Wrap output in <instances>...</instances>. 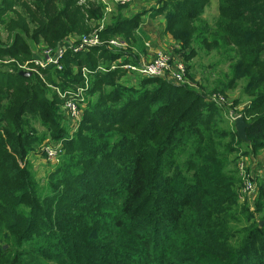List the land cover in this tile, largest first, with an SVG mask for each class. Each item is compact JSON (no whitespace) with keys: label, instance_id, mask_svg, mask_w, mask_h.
Returning <instances> with one entry per match:
<instances>
[{"label":"trees","instance_id":"trees-1","mask_svg":"<svg viewBox=\"0 0 264 264\" xmlns=\"http://www.w3.org/2000/svg\"><path fill=\"white\" fill-rule=\"evenodd\" d=\"M38 2L51 16L48 23L45 17L42 20L41 35H56L55 45L71 34H88L92 31L88 20L94 19L97 25L106 12L102 3L87 10L75 0ZM210 6L211 0H163L158 13L165 15L166 32L180 43L182 51L194 48L200 34V45L219 46L235 55L231 59L235 63L231 62L223 79H216L212 91L225 96L242 87V95L254 96L244 111L245 121L251 125L247 129L251 148L245 152L258 156L264 150V0H219V15L212 27L202 17ZM118 7L119 15L109 24L107 21L101 38L106 42L122 37L136 45L141 16L126 19L121 12L127 7ZM20 23L7 22L5 28L13 42L0 49V90L6 92L0 100V200L7 204L0 203V264H264V244L254 252L248 243L237 249L224 244L228 225L224 215L244 205L238 200V181L225 174L229 166L225 153L218 151L216 130L212 131L211 123L223 111L163 79H144L136 88L118 83L119 87L115 85L110 93L101 95L100 87L109 86L110 79L122 80L125 73L91 74V94L99 92L100 99L90 103L75 138L78 141L87 133L80 140L85 145L79 148L83 155L76 165L82 166L77 175L80 184L90 187L81 190L80 184L63 182L65 187L78 185L82 197L78 194L63 203L60 199H44L41 203L35 199L33 194L38 191L32 177L26 170H19L13 158L26 154L28 137L23 140L21 131L12 130L7 123L12 124L28 111L50 128L55 126L56 138H67L69 133L59 114L62 101L49 100L35 73L23 77L15 66L17 60L33 58L27 27ZM119 57L105 47L85 53L69 51L61 72L47 71L72 80L76 88L85 82L81 72L84 67L95 71L101 65L109 67ZM4 67L16 69L6 73ZM154 80H159L158 87L143 92L145 83H156ZM95 116H100L104 124L99 130L89 129ZM106 124L111 130L105 129ZM117 127L127 131L119 134L122 129L113 130ZM231 129L235 131L232 136L247 145L234 123ZM113 136L120 137L117 147L111 148ZM187 151L190 153L186 156ZM185 156L194 171L192 177L183 170L181 159ZM122 163L128 165L119 172L117 166ZM74 166L65 161L58 168V177ZM236 175L239 178L238 172ZM20 180L26 199L15 202L8 195ZM258 183L259 200L264 197V175ZM23 205L29 211L17 212L16 208ZM221 248L227 252L224 258L219 255Z\"/></svg>","mask_w":264,"mask_h":264},{"label":"rangeland","instance_id":"rangeland-1","mask_svg":"<svg viewBox=\"0 0 264 264\" xmlns=\"http://www.w3.org/2000/svg\"><path fill=\"white\" fill-rule=\"evenodd\" d=\"M75 1H78V4H81L82 7H85V5L88 4H93L95 6L101 7L100 3H102L101 0H75ZM38 3H39L38 0L36 1L0 0V22L1 21L4 22V25L0 26V49L8 48L10 44L13 42L12 34L9 32L7 27L5 28L7 22L12 23V20L20 21L23 25L27 27V31H28L27 38L30 40L31 49L42 48V47L52 48L58 45V44L55 45L56 42H54V37H56V35L50 32L47 33L46 36L41 35L40 31L43 27V25L41 24L42 20L45 17L46 23H48L51 16L45 12L43 7H39ZM211 4L212 6L208 7L206 13L202 15V17L204 18L205 21H207L208 25L212 27L214 26V23L218 18L217 17L218 12L216 9L218 2H216L215 0H211ZM77 6L78 5H76V7ZM114 6H116V4H114L113 7ZM52 8L54 15L56 13L55 6H52ZM56 8L59 9L60 7L57 6ZM108 10L110 12L109 8ZM197 23L195 24L196 26L199 25ZM92 26H94V24ZM92 26L89 27L91 30L95 28ZM199 31L200 29H198L197 34ZM21 33L22 30L20 29L19 34ZM118 38L119 37H114L110 40H117ZM196 40L198 41L194 44V48L193 46H191L189 49L187 50L185 49L186 51H182L181 49H178L180 51L179 55L182 61L187 66V78L185 84L177 85V86H182L187 91H190L202 97L206 103L208 102L215 104L216 106L214 109L216 110L219 109V111H223V115L221 114L220 116L219 113L218 116H216L213 122L211 123L212 131L216 130V139H217L216 145H219L220 147L218 151L225 153V160L227 161V164L229 166L225 174L227 175V177L235 178V180L238 181V185H239L238 200L241 202V204L244 205L241 206L239 204V207L232 209L231 215L230 213L224 215L227 218L226 222L228 223L225 234L227 238L226 240L227 243L224 244H226L227 247L229 248L232 247L233 249H237L239 246L248 243L249 250H251V252H254L260 250L261 245L264 244V197L259 200L257 199L259 196V187H260L257 180V186H258L257 193H254L252 195V196H256L257 198L249 199V197L242 196V199H240L239 192L242 188L243 181H242V173L239 167L241 165L240 164L241 161H244L245 163L246 160L245 158L249 157V155L246 154L245 151L249 147L251 148V143L247 142V145L240 144L238 140H236L232 136V133H234L235 131L232 130L233 128L231 129L233 123L235 126V122L233 121L235 118H238L240 116H242L244 119L247 118L246 117L247 114H245L244 111L249 109V107L251 106V101L254 98V96L242 95V91H243L242 87H239L238 90L236 89L231 93H225L224 97L227 99L226 105H218L215 102L210 101L209 98H212L211 97V95H213L212 93H214V95L216 94L215 92L212 91L214 89L213 86L214 83L216 82V79H219L220 77L221 79H223L224 75L228 73L229 66L232 62L231 59L235 55H233L231 52H230L231 55L226 53L225 51H223L224 49L220 50L219 46H209L208 48H205L206 46L205 43L200 45L199 43L201 41L200 34L198 35ZM207 40H209V43H211L212 37L209 36ZM101 47H105L107 52L120 57L116 61H113L109 67L101 65L98 66V68L103 67L109 69L112 66V70H109L107 72L121 70L125 73V76L123 77L122 80L119 79L116 82V80L114 81L110 79L111 84L109 86L100 87L102 91L101 95L110 93V91L115 89L116 86L119 87L121 84L127 88H136V86L140 85V82L142 80L150 79V78H140L138 76H135L134 73L128 72V70H125L123 68L125 65L136 64L139 61L133 58L129 50L121 51L120 49L114 48L109 44H104L96 48H101ZM34 49H33V57L35 51ZM92 50H90L89 52H91ZM159 50L163 51L161 49ZM163 52L166 53L165 51ZM194 53L195 55H193ZM17 61L18 62L15 63V66L16 68H18V70H20V67H25L27 65H30L32 69L34 67V65L32 64L33 58L31 60L26 59L24 60V62L23 60H17ZM234 63L235 62H232V64ZM4 68L5 70L2 71L6 73L13 72L16 69L15 67L13 68L4 67ZM98 68L95 71H92V74H94L95 72L107 73L104 71H97ZM29 73H31L32 75H34L35 73V76L40 79L41 83L44 86V89L46 90V95L49 98V100L51 101L55 100L57 101V103L62 101L61 107L59 109V114L62 118V126L65 129H67L69 133L68 137L63 139L56 138L57 129L55 126L52 125V128H50L49 125H47L42 119H40L37 116H34L31 112L28 111L25 112L24 115H22L21 117H18V120L13 121L12 124H9L8 122L6 125V123L4 122L3 125H6L7 127L10 126L11 129L16 132L20 130L21 133L23 134V140L26 137H28L27 143L29 145L26 146L28 148L26 154L24 156L20 154H15V155L12 154V155L17 163V166L19 164L18 169L20 170L21 168L23 170H26L32 177L31 178L32 184L34 188L38 191L36 192L35 195L33 194V197L35 199H40L39 201L40 203L44 199H60L59 201L63 203L65 201L64 199H75V197L80 193V191H77L76 189L78 185L65 187L62 183L63 182H67V183L74 182L76 184L81 183L77 175L80 173L82 166L76 165V161L79 159L80 155H83V152H81L79 148L83 147L85 145V142L82 143L80 142V140L84 138L87 135V133L82 134V136L78 141L77 139H75L76 133L80 129L83 116L85 115V112L88 109L90 103L98 102V100L100 99L99 96L100 93L98 92L91 94L93 83L91 84L89 78L88 88L85 90L83 95L84 102L81 105L82 120L77 127H74L68 124L66 116L64 114L63 106H64L65 98H63V95L76 93L78 89L85 88L86 83L84 82L83 85L75 88V85L72 84L73 82L72 80H67L64 76H61L54 71L44 72L43 70H36L34 72H29ZM154 81H156V83H151L152 81H147L145 83V90L143 92L148 93L153 89H156L160 83H158L159 80H154ZM5 93H6L5 91L0 90V100L2 99V97H4ZM18 101H21V99L18 98ZM236 102H238L239 105L235 107L234 103ZM0 105L2 104L0 103ZM219 106H222L220 107L222 108V110L219 108ZM227 123H230L231 126H227ZM90 124L91 125L89 126V129L93 128L94 130L95 128L99 130L104 125L101 121L100 116H95L94 118L90 119ZM105 129L111 130V126L109 124H106ZM119 129H122L120 130L119 134L127 131L123 127H117L114 128L113 130L118 132ZM119 137L120 136H113L112 138H110L111 141L109 143L111 145V148L114 146L117 147L116 140ZM76 141L77 143L74 144V142ZM50 148L56 149L57 151V156L54 160H50L46 153L47 149ZM189 153L190 152L187 151L186 156ZM186 156L182 157L181 159L184 165L183 170L186 174L192 177L194 171L192 170L190 162ZM20 157H24V158L21 159ZM96 160L100 161V159H96ZM65 161L67 162L70 161L75 166L74 168H67V172L64 175L60 174V176L58 177L57 175L58 168L60 166H63ZM127 165H128L127 163L124 165L122 163L119 166H117V170L119 172H122L127 168ZM237 172L239 174V178L236 175ZM246 173L249 174V170H246ZM259 178L260 177H258V179ZM89 187H90L89 184H85V183L80 184L81 190L87 189ZM0 194H2L1 190H0ZM79 197L82 196L79 194ZM8 199H15V202H17L19 199H26L22 180H20L16 184V187H14V192L11 195H8ZM0 203L1 205H7L2 200H0ZM16 211L25 212V211H29V209L25 205H23L16 208ZM233 215H235L236 218ZM5 247L8 248V246ZM226 253H227L226 249L221 248L219 255L221 256V258H224ZM182 261L183 260H179V263H181Z\"/></svg>","mask_w":264,"mask_h":264},{"label":"built area","instance_id":"built-area-1","mask_svg":"<svg viewBox=\"0 0 264 264\" xmlns=\"http://www.w3.org/2000/svg\"><path fill=\"white\" fill-rule=\"evenodd\" d=\"M107 6L106 14L103 20L99 23L92 32L81 36L78 39H69L66 42L59 43L55 47H42L36 48L34 51V57L32 64L34 65L33 69L30 65L25 67H20L21 72H34L36 70H56L61 72L63 70V61L66 54L69 51L73 53H85L89 52L93 48L102 46L104 44H109L114 48H118L121 51H126L127 46L120 40H110L109 42H104L101 38V32L103 31L107 23V12L108 10V0H102ZM114 4L119 6H129L135 0H112ZM6 62L7 61H3ZM2 63V61H0ZM114 68V67H113ZM128 72H132L135 76L140 78H157L163 79L166 82L173 85H183L186 83L187 78V66L182 61V59H175L172 55L164 53L163 51H156V54L151 62L145 63L143 61H138L136 64H129L123 67ZM112 70V66L107 69L99 67L97 71L107 72ZM82 76L86 83L85 88H80L76 93L64 94V114L66 116L68 124L77 127L82 120L81 116V105L84 102V92L88 88V82L92 71L88 68L82 69ZM212 98H209L210 101L215 102L218 105H226L227 99L221 94H213ZM237 118L233 121L235 122ZM48 158L54 160L57 156L56 149H47L46 151ZM240 170L242 173V188L240 190V198L242 196L249 197L254 193H257V182L252 173H246V168L243 164L240 165Z\"/></svg>","mask_w":264,"mask_h":264},{"label":"crops","instance_id":"crops-1","mask_svg":"<svg viewBox=\"0 0 264 264\" xmlns=\"http://www.w3.org/2000/svg\"><path fill=\"white\" fill-rule=\"evenodd\" d=\"M215 1L218 2L217 6L216 5L215 6L218 12L217 14L219 15V1L218 0ZM101 2L106 10L107 6L104 4L102 0ZM112 2H113L112 0H108V8L110 9V12L107 14V21H108L107 24L110 23L112 18L117 17L120 13V8L118 7L119 5L113 7L114 3ZM162 4H163V0H135L131 5L125 6L127 7V9H123L121 12V15L126 19L138 15L141 16L139 28L135 32V38L137 40L136 45L130 44L122 37H119L117 39L122 41L127 46L126 50H129L133 58H135V60L137 61L139 60L145 63L151 62L156 54V51L159 49L172 55L176 60L181 59L179 55L180 51L178 50L181 49V45L173 38L172 35L166 32L165 15L163 13H158V11L162 7ZM78 5L82 6L81 4ZM91 7H93V4L85 5L84 8L89 10V8ZM88 23H90V25L94 24V26L92 27L96 28L98 27L100 22H97V25H95L96 24L95 20L90 18L88 20ZM77 37L79 38L80 36L71 34L66 38H64L60 43L66 42L69 39H77ZM263 153H261L258 156L249 155V157L245 158L247 162L245 160V163L244 161H241L240 163L243 164L245 168L249 170L250 173L253 174V176L256 179V182L258 180V177H263L264 175V171H262L264 170ZM256 198H257L256 196H249V199H256Z\"/></svg>","mask_w":264,"mask_h":264},{"label":"water","instance_id":"water-1","mask_svg":"<svg viewBox=\"0 0 264 264\" xmlns=\"http://www.w3.org/2000/svg\"><path fill=\"white\" fill-rule=\"evenodd\" d=\"M20 75L23 77L32 76L31 73L23 72V71L20 73ZM250 127H251V125H249L242 116L238 117L235 121V129H236L240 139H242L245 142L248 141L247 129Z\"/></svg>","mask_w":264,"mask_h":264}]
</instances>
